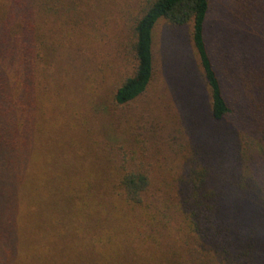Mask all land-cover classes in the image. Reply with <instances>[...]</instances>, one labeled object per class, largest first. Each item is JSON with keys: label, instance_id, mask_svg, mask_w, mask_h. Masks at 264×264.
<instances>
[{"label": "rangeland", "instance_id": "rangeland-1", "mask_svg": "<svg viewBox=\"0 0 264 264\" xmlns=\"http://www.w3.org/2000/svg\"><path fill=\"white\" fill-rule=\"evenodd\" d=\"M151 1L35 0L24 9L19 0H0V81L12 86V103L30 88L27 116L20 115L24 102L5 116L14 113L7 137L28 133L21 162L29 199L36 201L31 229L40 240L0 245V264H193L177 219L156 230L141 221L154 214L151 207L142 212L123 201L115 187L120 155L148 166L156 191L182 172L175 167L176 140L217 149L219 130L235 128L237 115L210 119L190 28L163 21L153 30L155 72L147 91L126 105L112 104L134 69L132 26ZM208 3L206 42L231 91L241 82L234 79L264 74V0ZM29 25L39 59L33 73L17 62Z\"/></svg>", "mask_w": 264, "mask_h": 264}, {"label": "trees", "instance_id": "trees-1", "mask_svg": "<svg viewBox=\"0 0 264 264\" xmlns=\"http://www.w3.org/2000/svg\"><path fill=\"white\" fill-rule=\"evenodd\" d=\"M34 3L35 0H19L24 9L27 4L32 8ZM208 13V0H152L132 26L130 53L134 69L116 88L112 104L126 105L147 91L155 72L153 30L163 21L176 28L189 26L190 45L209 93L210 119L222 123L237 115V126L219 130L217 149L214 143L201 141L200 145L192 144L190 138L183 143L176 140L175 167L182 172L174 181H164L156 191L149 167L142 162L132 163V157L124 151L115 187L127 205L144 208L142 212L150 207L154 210L153 215L141 216L142 223L166 230V220L177 219L186 244L183 252L189 251L187 258L193 264H258L264 261V74L257 72L234 79L241 82L229 90V79L224 78L219 61L212 57L206 42ZM26 33L30 39L17 62L33 73L39 59L32 49L31 25ZM11 88L8 81H0V245L4 247L40 241L34 239L31 229L29 214L36 201L29 199L30 182L25 175L26 165L21 162L28 152V133L21 131L14 140L7 137L13 111L11 117H5L15 103L22 102L25 105L20 115L27 116L30 88L23 87L13 103ZM83 231L87 234L89 230Z\"/></svg>", "mask_w": 264, "mask_h": 264}]
</instances>
